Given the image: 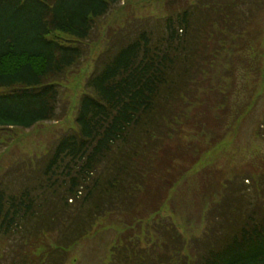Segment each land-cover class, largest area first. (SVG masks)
I'll return each instance as SVG.
<instances>
[{"label": "trees", "instance_id": "trees-1", "mask_svg": "<svg viewBox=\"0 0 264 264\" xmlns=\"http://www.w3.org/2000/svg\"><path fill=\"white\" fill-rule=\"evenodd\" d=\"M120 1L0 0V129L26 130L62 117L60 82L82 63L83 44ZM195 2L183 1L161 21L135 30L115 52H106L87 80L89 92L79 100L77 131L61 137L49 156L41 179L67 180L66 201L86 185L89 174L98 173L84 196L86 201L92 198V217L105 213L109 203L132 197L142 183L135 160L140 153L150 158L161 139L159 130L172 125L174 104L184 101L201 46L210 41L207 35L222 44L230 34L242 37L252 13L264 10V0ZM54 34L69 41L50 37ZM164 136H171V127ZM220 187L222 193L206 214L208 227L193 239L188 254L179 256L181 236L164 230L161 257L151 258V249L121 246L110 264H264V169L254 177L229 178ZM34 189L24 182L15 193L0 188V237L7 238L13 228L21 229L24 219L40 214L44 194ZM36 227L39 232L40 225ZM65 247L56 244L41 264H60L56 254Z\"/></svg>", "mask_w": 264, "mask_h": 264}, {"label": "rangeland", "instance_id": "rangeland-1", "mask_svg": "<svg viewBox=\"0 0 264 264\" xmlns=\"http://www.w3.org/2000/svg\"><path fill=\"white\" fill-rule=\"evenodd\" d=\"M183 1L196 3L121 0L98 21L83 44L82 63L60 82L63 93L58 110L62 117L26 130L0 129V188L15 193L24 182L36 188L33 192L44 194L36 219L26 218L20 230L13 228L7 238L0 237V264H41L56 244L66 246L56 254L60 264H110L114 250L121 246L132 247L130 251L151 249V258H159L165 253L160 247L164 230L181 236L183 245L176 249L182 251L179 256H185L192 250L193 239L200 238L208 227L206 214L223 191L221 182L254 177L264 169V10H257L250 16L244 36L230 34L222 44L207 35L210 41L201 46L196 71L191 67L194 73L182 93L184 101L177 99L174 104L172 125L159 130L161 139L150 158L140 153L135 160L142 183L132 197L114 202L117 205L109 203L105 213L92 217V198L86 201L84 196L97 172L89 174L86 185L67 201V180L41 179L59 139L77 131L79 100L89 92L85 84L100 68L102 57L115 52L138 28L175 12ZM50 37L69 41L62 34ZM170 127L171 136L165 137ZM24 235L29 238L21 245Z\"/></svg>", "mask_w": 264, "mask_h": 264}]
</instances>
